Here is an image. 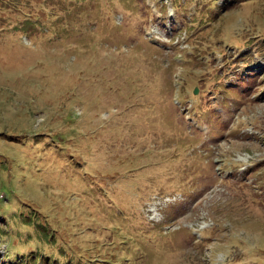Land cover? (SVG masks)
Here are the masks:
<instances>
[{
    "label": "rangeland",
    "instance_id": "1",
    "mask_svg": "<svg viewBox=\"0 0 264 264\" xmlns=\"http://www.w3.org/2000/svg\"><path fill=\"white\" fill-rule=\"evenodd\" d=\"M0 264H264V0H0Z\"/></svg>",
    "mask_w": 264,
    "mask_h": 264
}]
</instances>
